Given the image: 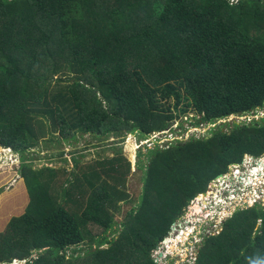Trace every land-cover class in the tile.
Returning a JSON list of instances; mask_svg holds the SVG:
<instances>
[{
  "label": "trees",
  "instance_id": "16d2710c",
  "mask_svg": "<svg viewBox=\"0 0 264 264\" xmlns=\"http://www.w3.org/2000/svg\"><path fill=\"white\" fill-rule=\"evenodd\" d=\"M259 110L264 0H0V146L20 154L30 198L0 233V262L156 264L189 201L264 155V115L218 123ZM191 111L207 131L140 146L136 168L114 148ZM55 134L114 153L34 168L32 148ZM192 264H264V206L237 208Z\"/></svg>",
  "mask_w": 264,
  "mask_h": 264
},
{
  "label": "rangeland",
  "instance_id": "374dc122",
  "mask_svg": "<svg viewBox=\"0 0 264 264\" xmlns=\"http://www.w3.org/2000/svg\"><path fill=\"white\" fill-rule=\"evenodd\" d=\"M194 111H191L187 115L179 116L177 119L174 120V122L171 125V128L167 129L163 132H157L153 134V139H159L162 138L161 142H167L168 140H175L179 138H184L196 135L199 136L202 133L206 132L208 127L203 126H193L190 125L189 116H193ZM258 116L264 115V110H260L257 114ZM252 119V117H237V116H230L228 119L224 120L222 123L225 127V129H231L234 123H248V120ZM184 121V122H183ZM183 122V126L181 127L180 124ZM56 133V131H54ZM166 132V133H164ZM50 136V135H49ZM57 134H55L54 139L52 141L46 142L44 137L38 144L37 147L32 148V150H37L36 152H33L31 155V159H28L29 163L32 164L34 168H43L46 166L49 167H56V166H64L68 163L69 167L72 169L75 164V159H79L81 161H87V159H91L92 157H99L103 155L112 156L114 153V150L110 147L111 145L107 144V142L101 143L100 145L93 147L89 145L87 142L91 141L92 144L96 143V140L91 136L90 134H86L82 139H78L75 143L76 146L70 144L68 141L59 142L57 140ZM185 137V138H186ZM167 140V141H166ZM72 142V141H71ZM142 142L146 141H140V136L132 133L127 135L124 141L119 142V144L114 145V148L118 147L123 151V155L125 157H129L131 161H133V168H136V160H137V151L138 147L141 146L140 144ZM77 149V150H76ZM63 155L61 154V152ZM72 151V153H71ZM74 151V152H73ZM264 164V163H262ZM237 168V167H235ZM248 167H240L235 170H239L243 175L236 173V176L238 178H243L244 180L246 178H249V181H251V185L253 188H256L258 186V180H253L252 175H257L258 170L257 169H249L247 173H243L244 170H246ZM232 167L230 168V170ZM21 170V156L19 153L14 152L13 150L4 149L0 146V173H5L3 175H13L16 174V176L9 179L7 176V180L5 181V184L2 186V190L7 192H10L9 196L13 197L15 191H17V195L22 197L21 203H19L18 206H9L8 200L0 199V212L4 215L7 214L8 211H12L10 213L11 215L17 216L21 213H23L27 203H29V193L27 188L24 187L23 183V176L20 173ZM13 171V172H12ZM8 173H10L8 175ZM18 176V178H17ZM231 175L229 174L227 178L225 179V182L230 181ZM15 180H22V186L19 189V187H16L15 189H12L11 186L14 185ZM224 180H221L223 182ZM26 186V185H25ZM136 188V187H135ZM138 191V189L136 188ZM211 190L213 193H211ZM209 190L210 194L207 198L208 201V208L209 211H205L203 208L202 201L200 199H197L196 202L201 204V211L200 212H193V205L189 204V212L183 214L176 222L180 223V225H177L176 229L171 231V234L169 233L168 243H164L163 241L160 242L155 249L151 251L152 256L154 257V260L156 264H192L195 261V254L198 247V243L201 242L203 239V234L206 233L207 226L210 225L209 219H205L206 217H220L221 219L224 217V213H216L215 207L210 206V202L212 201V196L216 193V188L213 186V189ZM235 197L236 194H233ZM193 200V198L189 201V203ZM231 200H234L231 196ZM130 205L135 203V199L130 198ZM204 203V202H203ZM119 204L123 205L124 210L130 209V205L127 204V199H121ZM225 206H228L227 209H229L231 212L234 210V206H230L229 203H227ZM16 208V209H14ZM14 209V210H13ZM120 219L124 218V213L120 214ZM4 225L2 227L0 226V233L4 230ZM198 228V229H197ZM6 229V228H5ZM119 229V228H118ZM193 229H195V232L192 233ZM198 230V232H197ZM189 234L194 235L193 237H188ZM107 244L101 246L106 247ZM82 249L85 248L84 243L80 245ZM27 260V258H26ZM0 264H6L5 262H0Z\"/></svg>",
  "mask_w": 264,
  "mask_h": 264
},
{
  "label": "clouds",
  "instance_id": "9594fccd",
  "mask_svg": "<svg viewBox=\"0 0 264 264\" xmlns=\"http://www.w3.org/2000/svg\"><path fill=\"white\" fill-rule=\"evenodd\" d=\"M257 114L256 115L245 114L243 116H237V115L232 114V115H229L225 118L219 119L218 123H222L224 120L228 119L230 116H237V117H241V118L250 116V117H252V119L248 120V123H251L253 120H258L262 117V116H258ZM155 133H157V132H153V134H155ZM164 133H166V132H164ZM152 139H153V136H151V137L149 136V138H146V139H143L140 137V141H146V142H142L140 145L142 146L144 144H150ZM159 141L161 142L162 138H159ZM4 149H6V148H4ZM8 150H10V149H8ZM262 163H264V155L258 157L257 159H254L253 157L247 156L242 164H234V165H231L229 167V171L227 174H230L232 177L231 183L229 185H220L217 188L215 195L212 196V201L209 203L210 206L215 207V212L217 214L221 213V212L224 213V217L222 219L220 217H206L205 219H209L210 225L207 226V230L205 231L206 233H204L202 236H204L205 234L218 233L219 230L221 231L223 229L224 223L228 219L231 218L233 212L237 208L244 209V208L254 207L255 205H263L264 206V164H262ZM235 165L239 166V168L240 167H243V168L248 167L246 170L243 171L244 174L247 173V171L249 169H257L258 174L252 175V177H253V180L259 179L258 186L256 188H253L251 185V181H249V178H246V182L243 181L241 178H238L236 176V171L234 169ZM231 167H232V169L230 170ZM227 174H221V176H219L220 175L219 174L217 177L225 178L224 175H227ZM209 185H208L207 190L197 193V195L194 197V198H196L200 195H203V197L200 198V200L202 201L203 207H201L200 203H196L193 205V210H194L193 212L198 213L201 211L200 210L201 208H203L205 211H209L208 206L203 203L204 201H206V203L208 204V201H207L208 196H205V195L208 193L209 190H211ZM203 192H206V194L204 195ZM211 193H213V192L211 191ZM233 194H236L237 196L235 197ZM231 196L234 200H231ZM255 198H258V199H257V201L254 202ZM227 203H229L230 206H234V210L232 212L229 209H227L228 206H225ZM189 204L191 205V203H189ZM188 212H189V207H188L186 213H188ZM177 225H180V223L175 222L174 228H172V230L173 229L175 230ZM194 232H195V229H193L192 233H194ZM197 232H198V230H197ZM188 235H189L188 237L194 236V235H191L189 233H188ZM13 259H19V258L14 257L10 261H8V263L13 262L12 261ZM8 263H6V264H8ZM23 264H25V263H23Z\"/></svg>",
  "mask_w": 264,
  "mask_h": 264
},
{
  "label": "crops",
  "instance_id": "0c3cea01",
  "mask_svg": "<svg viewBox=\"0 0 264 264\" xmlns=\"http://www.w3.org/2000/svg\"><path fill=\"white\" fill-rule=\"evenodd\" d=\"M12 172H13V171H12ZM5 173H7V172H5ZM5 173H0V199H1V200H4V199L8 200V202H9L8 205H9V206H18L19 203H21V201H22L23 199H22L21 196L17 195V191H15L13 197H10V196H9L10 192H7V190H6V191H3V190L1 189L2 186H3V184H5V181L7 180V178H6L7 175H3V174H5ZM9 174H10V173H8V175H9ZM14 176H16V174H13V175H10V176H7V177H8L9 179H11V178L14 177ZM17 178H18V176H17ZM21 181H22V180H15L14 185L11 186L12 189H15L16 187H19V189H20L21 186H22ZM23 183H24V187L26 188V186H25V182H24V179H23ZM14 209H16V208H14ZM14 209H13V210H14ZM10 213L13 214L12 211H8L6 215H4L3 213L0 212V226L2 227V225L5 224V226H4V230H5V228L7 227L9 220H10V219L12 218V216L14 215V214L11 215ZM4 230H3L2 232H4ZM2 232H1V233H2Z\"/></svg>",
  "mask_w": 264,
  "mask_h": 264
},
{
  "label": "built area",
  "instance_id": "2783aa9c",
  "mask_svg": "<svg viewBox=\"0 0 264 264\" xmlns=\"http://www.w3.org/2000/svg\"><path fill=\"white\" fill-rule=\"evenodd\" d=\"M235 167H237V168H235ZM238 168H239V166H237V165L234 166V169H238ZM235 171H236V173L243 175L239 170H238V171L235 170ZM228 175H229V174L224 175L225 178L217 177L215 180H213V181L210 183V185H209L210 189H213V186H215V188H216V190H217V188H218L220 185H229V184L231 183V181H232V177H231V179H230L229 182H225V180H224V179L227 178ZM241 179H242L243 181L246 182V179H245V180H244L243 178H241ZM221 180H224V181L221 182ZM211 191H212V190H211ZM202 197H203V195H200V196L194 198V199L190 202L191 205L196 204V203H197L196 200H197V199H200V198H202ZM257 199H258V198H255V199H254V202L257 201ZM12 261H13V262H9L8 264H23V263H25L26 258H23V259H13Z\"/></svg>",
  "mask_w": 264,
  "mask_h": 264
},
{
  "label": "water",
  "instance_id": "95a60500",
  "mask_svg": "<svg viewBox=\"0 0 264 264\" xmlns=\"http://www.w3.org/2000/svg\"><path fill=\"white\" fill-rule=\"evenodd\" d=\"M219 176H221V174H220ZM203 194L205 195L206 192H203ZM174 225H175V223L173 224V227H172V228H174ZM170 233H171V232H170ZM167 239H169V238H168V237L164 238V239H163V242L165 243Z\"/></svg>",
  "mask_w": 264,
  "mask_h": 264
},
{
  "label": "bare ground",
  "instance_id": "6f19581e",
  "mask_svg": "<svg viewBox=\"0 0 264 264\" xmlns=\"http://www.w3.org/2000/svg\"><path fill=\"white\" fill-rule=\"evenodd\" d=\"M209 194H210V192L208 191V193H207L205 196H209ZM204 204L207 205L206 201H204ZM169 239H170V238H169ZM168 242H169V241H168V239H167L166 242H165V244L168 243Z\"/></svg>",
  "mask_w": 264,
  "mask_h": 264
}]
</instances>
